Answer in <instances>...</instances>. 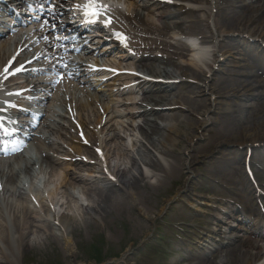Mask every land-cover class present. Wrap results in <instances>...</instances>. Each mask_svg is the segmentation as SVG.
I'll list each match as a JSON object with an SVG mask.
<instances>
[{
    "label": "rangeland",
    "instance_id": "1",
    "mask_svg": "<svg viewBox=\"0 0 264 264\" xmlns=\"http://www.w3.org/2000/svg\"><path fill=\"white\" fill-rule=\"evenodd\" d=\"M67 1H70L69 8L76 14L78 0ZM110 1L115 5L116 9L121 11L123 18V21L120 17L115 21L113 20L112 25L130 32V35L131 32H139L137 30L138 26L135 23L126 21L123 15L133 16L137 11H143L141 8L142 3L131 0ZM170 1L172 4L166 5H172L168 7L171 10H176V8L183 6L193 10V12L183 13V15L170 18L164 16L160 18L162 9L156 11L146 10L148 13V17L145 16L148 20L147 23L161 26L167 21L173 26V28L167 30L168 32L164 36V34H158L155 29H151L146 24L148 30L154 32L150 33L148 37L162 38L169 43H181L184 45H188V37H192L199 43L204 44L207 54L202 60L203 62L197 65L193 64L195 56H197L195 51L183 57L175 56L174 59L180 62L179 64L182 68L205 72L211 83L216 78L226 81L223 86L227 88L225 92L216 94L215 97L217 106L221 108V112L215 114L217 117L223 114L225 119H232L235 122V127L233 126L235 131L242 129L243 125L255 124L259 112L264 110V95L255 94L248 96V98L240 97L238 99L233 96L232 89L239 87L243 82L244 84H249L252 79L256 78V72L258 70L262 71L261 67L264 62H261L256 57L253 48L254 45H258V42H254L246 35L249 39L245 40L246 42L248 41V45L245 44V47L243 46L246 50L243 51L242 63H238L239 58H233L239 55H229L220 66L221 70H216L219 66L218 64L222 61L218 50L224 44L226 45L225 48L237 50L236 47L240 48L238 43L240 38L225 35L224 31H222L223 29H215L213 26V0L211 1L212 6L209 3H196L188 0ZM249 9L251 8H246V10ZM194 15L201 16L204 24H206V20L211 25V29L206 28L207 35L214 34L215 37H218L221 34V37L213 42L202 43L201 39L198 38L199 36H186L178 28L174 27V22L191 21L195 18ZM67 19V15L60 17L63 24H65L64 21ZM221 31L222 33H220ZM37 37L38 34L34 36V39L36 40ZM135 41L137 43V39L132 38L133 44ZM141 45L144 44L142 43ZM145 45L147 47V44ZM58 50L59 47L55 49L53 54ZM131 50L133 52L137 50L139 54L142 53V50L134 47ZM154 53L155 55H162L163 51L158 49ZM72 55L74 56V54ZM63 56L60 54L53 56L52 61H43V63L48 64L64 60L61 59ZM86 57L91 58L80 54L70 59L80 61ZM92 60H95V57ZM102 60L115 65L120 64L117 57L114 56L103 57L101 58ZM215 60L217 61L215 62ZM58 63L60 64L61 62L58 61ZM121 63L123 67H139V70L144 72L143 65L139 64L137 58L133 61ZM213 64L215 68L211 69ZM175 70L176 75L180 74L179 69ZM215 70L217 77L212 79V74ZM104 77H108V75L98 73V76H90L91 84L86 82L79 83L70 78H68L69 80L66 83L63 78L55 79L58 81L55 84L56 91L53 92L55 100L48 102L45 107L44 118L42 117L43 121L46 117L50 118L48 121L49 125L47 128L39 127L43 130L42 134L49 136H40L39 139H44V148L59 157L63 162H68L70 159L80 160L83 158L84 161L87 160V164L78 166L75 169L77 174L84 177L85 182L73 189L69 187L70 184L62 186V178L65 177L63 169H48L47 172H44L41 167L42 162L38 159L40 151L36 149V144L34 143L28 148L29 153L27 156L31 155L37 163L35 169L32 168L31 170V173L38 177L37 180L32 179V175L28 173V170H21L19 167H24L25 164H28L25 160L26 157L20 156V159L13 161V163H16L15 169L18 176H15L12 187L15 189L21 180H26V188L29 195L28 201L17 196L14 199L18 205L22 203L27 206L31 205L30 207L34 208L37 213L35 217L31 216L28 221L32 226L29 236L26 238L29 248L27 247L24 250L20 247L16 254L9 256V259L7 258L4 262H1V260L7 254H0V264H92L96 256L100 257L98 259L100 261L110 258L111 256L108 257L107 255L109 252L114 254L112 257H119L125 249H134L143 239H148L146 242L148 244L143 247L140 253L135 252V256L128 258L127 262L133 263L136 261L137 264H242L237 259L240 253L235 252L238 250L237 246H235L238 245L237 242L232 240L228 244V239L224 238L226 234L223 231L217 232L218 226L212 224L213 220L208 219L210 218L209 215L213 213L212 210L205 207L201 211L194 212L181 202L170 204L169 206L165 205V201H168L185 185L186 180L190 177L189 173L192 171L197 174L193 190H196L201 195L209 194L214 195L216 198H229L234 196L232 194H235L234 198L236 200L249 204L246 191L234 189L235 185L232 184L235 172L237 173L235 179L241 186V181H243L240 173L244 170V157L237 158L239 154L237 149L239 148L233 144H230L227 148L224 147L222 143L224 139L222 138L219 123L206 122L202 128L203 135L200 140L196 142L194 148L190 147L184 153L186 137L193 128L185 122L184 117L186 116L192 120L197 119L199 117V113L196 111L198 105H186L181 101L180 97L173 94L172 98L179 101L181 107L170 108V106H165L162 107V112H178L183 115H180L182 136L177 141L176 146L169 142L167 144L165 142V145H158L156 142L150 144L144 135L151 134L152 130L149 128V131L144 132L143 129L139 128V125L144 124V117L128 114L136 110L137 106L135 103H142L140 100L141 93L132 88L134 87L132 85L142 78L129 74H120L113 78H106L103 83L101 80ZM195 83L203 84L198 80ZM218 84L217 88L220 86V82ZM188 88L189 86L185 87L183 91L188 90ZM119 89L123 90V92H120ZM190 95L193 96V94ZM193 97L195 100L204 99L208 105H212V97L208 92H202L200 96ZM88 100L91 101L87 103ZM237 100L244 101L247 103L246 106L243 105L238 108L236 106ZM74 102L87 105L83 109L77 108V110L82 111L80 114L77 113V116L75 115L76 112L69 107L68 110L70 111H66V105L70 106ZM225 106L230 108L229 112L224 110L223 107ZM104 108H108L107 116L102 123H95L98 111ZM56 109L65 111L64 113H58ZM118 112H124L125 114L121 116L118 115ZM75 120L76 122L84 123L82 127L89 140V153L85 151V147L75 142L74 137L77 136ZM110 120L109 125L105 124L107 123L106 121ZM176 121L177 119L175 120V118L159 119L158 124L163 127L172 125ZM49 127L51 129H48ZM109 127L111 128L108 130ZM165 129L161 131V141L167 140ZM108 132L117 136L115 139L110 140L109 144H107L108 140L105 141ZM80 136L83 137V134L80 133ZM152 136L158 137V133L157 135L152 134ZM156 146L159 147L156 149ZM79 147L82 148V152L78 151ZM168 148L174 149V154L184 159V164L176 162L168 155L163 154ZM31 149L32 151H30ZM99 150L102 155H100ZM240 151L243 154L246 153L245 149H240ZM253 153L256 162H258V152L253 151ZM14 158L11 160H14ZM152 161L161 163L166 169H169L174 164L182 172L173 175L165 174L159 169H154L151 166ZM9 164L0 162V167ZM45 165L44 163L43 166ZM188 165L192 168H188ZM259 166L261 169L256 166H253V168H255L257 177L261 178L262 183H264V160L259 163ZM119 170L125 171L121 174L118 172ZM134 176L139 179V182L135 184L132 183V180H134L132 177ZM208 176H211L212 180ZM122 180H130L132 182L124 184ZM38 181H40L39 185L42 187L36 184ZM66 181L72 183L73 180L66 179ZM37 187L39 189L35 190ZM99 192L110 194L111 199L106 203H100L97 200ZM62 214L69 216L67 223H63ZM11 224L12 221L9 220L8 225ZM212 228L217 230L212 231ZM238 234L243 241L247 237L246 233ZM14 236L16 237V234ZM212 244H214V247H212ZM0 245L2 246L3 243L0 242ZM229 245L233 246L231 251H229ZM215 246L218 248L215 249ZM259 264H264V250Z\"/></svg>",
    "mask_w": 264,
    "mask_h": 264
},
{
    "label": "bare ground",
    "instance_id": "2",
    "mask_svg": "<svg viewBox=\"0 0 264 264\" xmlns=\"http://www.w3.org/2000/svg\"><path fill=\"white\" fill-rule=\"evenodd\" d=\"M135 2L142 3L141 8L144 11H137L134 13L133 16H126L123 15L124 19L126 21H130L132 23H135L138 26V29L140 35L138 38L143 41L145 44H147V47H140V50H142V53L137 57L138 62L142 64V68H144V72L146 74L151 75L154 78H169L170 82L167 84L162 83H155L150 82L147 80H142L140 83H138L137 88L142 92V100L145 102L144 104H140L138 108L139 115L144 117V124L139 126L140 129H143L144 132L149 131V128L152 130L151 134L144 135L147 141L150 144H154L156 142L158 145L162 144L165 145V142H169L170 144L176 146L177 141H179V138L182 136V129L180 127V115L183 116L181 113L178 112H162V107L170 106V108H176L177 106L181 107V104L179 101H176L172 98L173 95H176L177 97H180L181 101L186 105H198L197 112L199 113V117L195 120H192L188 117H184L185 122H187L188 125L193 127L191 129V132L186 137V146L184 148V153L188 151L190 147L194 148L196 142L200 140L202 137V128L205 125L206 122L216 123L220 125V131H222V138L224 139L222 143L223 146H229L230 144L236 145L238 148L245 147L249 151H252L253 148H256L257 145L264 146V115L263 111L259 112L257 116V122L255 124L249 123L246 125H243V128L235 131V122L228 118L225 119V115L222 114V116L217 117L215 115L217 112H221L220 106H217L216 101V94L225 92L227 89L226 87H223L226 81H221L220 79H217L216 70H221V65L223 64L224 60L228 58V56H236L233 58H239L242 56V50L237 48V50L225 48L226 45L224 44L222 48H220L219 56L222 61L218 64L219 66L216 68V70L212 74V79L216 78L214 82L211 83L209 81L208 75L200 70L195 69H187L182 68V66L179 64L180 62L176 61L174 58L177 57H183L184 55H188L191 51V48L189 45H184L181 43H169L165 39L162 38H149L148 35L150 33H154L152 31H149L146 24L151 27V29H155V32L158 34H164V36L167 34V30L173 28L172 24L165 21L161 26L155 25V24H149L147 23L146 17H148L147 11H156L159 9L161 10L160 18L162 16L164 17H173V16H180L183 15V13H191L193 10L187 9L185 7H178L173 10H171L170 6L172 5H166L169 4L167 2H164L162 0H131ZM190 2H196V3H209L212 6V0H188ZM214 4V19H213V26L215 29H223L225 35H231L236 36L238 39V43L240 45L246 44L248 45V41L245 40L251 39L258 36V39L264 38V0H213ZM166 6V7H165ZM247 7H250L251 9L246 10ZM204 8V7H202ZM62 10H65L64 8ZM147 10V11H146ZM66 11V10H65ZM263 12V13H262ZM146 16V17H145ZM194 19L191 21H179L174 22V27L178 28L184 35L186 36H199L198 38L201 39V42L207 43V42H213L217 40L219 37H221V34L218 35V37H215L213 35H207L206 34V28L208 27L211 29V25L209 22H207L205 19L206 24L202 22L201 19H203L199 15H194ZM77 25L75 26H81V21L76 20L75 21ZM186 22V23H185ZM59 25V24H58ZM72 27V28H73ZM7 29H9L8 26H6ZM3 30L0 32V36L3 34H6L9 32L8 30ZM144 30V31H143ZM222 31L220 33H222ZM249 36V38L247 36ZM12 38V35L8 36L6 40H3L0 42V52H3V48L10 43V40ZM244 39V40H243ZM146 41V42H145ZM257 43V42H256ZM161 50L163 51L162 55H155V50ZM245 49V48H244ZM8 51V49H6ZM235 51V53H233ZM5 52V51H4ZM107 54L108 52H103ZM244 55V54H243ZM32 56V55H31ZM198 60H194L193 64L197 65L200 62H203L201 57L197 54ZM29 58H24L26 61ZM217 60H215L216 62ZM242 60H238V63L240 64ZM22 62V61H21ZM3 64V63H2ZM33 65L32 63H29L27 66ZM21 66V63H19L15 67ZM25 66V67H27ZM74 75L79 78L81 81L82 79H85L88 77V72H86L83 65H75ZM215 68L214 64L211 66V69ZM175 69H179L180 74L176 75ZM44 69H40V71H43ZM38 71V72H40ZM45 71V70H44ZM178 71V70H177ZM29 73V72H27ZM90 73V72H89ZM165 73V75H164ZM19 75H16L13 77V80L15 81ZM201 81L203 84H196L195 81ZM220 82V86L217 88L218 83ZM259 83V85H258ZM258 83L255 87H253L254 83L243 85L242 89H237V87H234L232 89V94L236 95V97H248L253 94H255L252 91H258L260 93H264V79L258 80ZM189 86L188 90H184L185 87ZM37 87H41L44 89H47L48 86L44 85H37ZM217 88V89H216ZM209 93L212 97V107L207 104V102L202 99L195 100L193 96H200L201 93ZM173 94V95H172ZM190 94H193L190 95ZM86 104L79 103V108L85 107ZM243 105H246L243 103V101H236V106L238 108L242 107ZM75 107H77V103L74 104ZM183 107V106H182ZM225 111H228L230 108L223 107ZM50 112V111H49ZM58 112V111H57ZM104 115L108 114V108H105L102 110ZM229 112V111H228ZM232 112V111H231ZM59 113V112H58ZM101 113V112H100ZM120 114V113H118ZM233 114V112H232ZM98 116V115H97ZM224 116V118H223ZM51 117V116H49ZM166 118H175L177 121L174 124L163 126L158 124L159 119H166ZM236 119L235 117H233ZM50 118L47 117V119L43 123H49ZM105 124H110V121H106ZM96 123L100 124L99 120H96ZM158 124V125H157ZM35 125V124H34ZM33 124H31V129H28V136H33ZM114 126V125H112ZM111 126V127H112ZM234 126V127H233ZM109 127L108 130L111 128ZM51 128V127H50ZM167 128V129H165ZM165 129V136L167 140L161 141L160 137L162 135L161 131ZM158 137L152 136V134L157 135ZM119 135V134H118ZM116 135H111V132H108L106 135L105 141L108 140V143H110V140L115 139ZM34 138V136H33ZM37 139V138H34ZM49 140V139H48ZM10 144L9 146H20L17 142H13L12 139L9 140ZM96 142V140H95ZM94 143V142H92ZM96 144V143H95ZM154 147V146H153ZM159 146H156L157 149ZM165 147V146H163ZM15 147H11L13 149ZM37 148L40 150L42 162L48 163L50 167H54V165L60 163V159L56 156L51 155V153L44 150L41 144L37 145ZM167 148V147H166ZM164 148V149H166ZM163 149V150H164ZM174 149H167L163 154L168 155V157L172 158L176 162H180L184 164V159L181 157H178L173 152ZM20 157V156H17ZM28 164L26 166V170H28V173L32 175V179L36 178V175L34 173H31L32 166L34 162H31L27 160ZM83 161L75 160L73 163H69L64 169L66 172V178L73 180V183L75 185H80L85 182L84 178L77 174L75 172V169L77 166H82ZM151 166L154 169H159L163 171L165 174L173 175L175 173H181V170H178L176 168V165L172 164L169 169H166L161 163H157L155 161L151 162ZM188 168H192L188 165ZM119 170L118 172L123 174L125 170ZM118 173V174H119ZM142 175V174H141ZM190 177L187 179L185 185L177 192L176 196L178 197H184L187 196L188 193L192 190L194 180H195V174L192 172L189 173ZM15 176H18V173L15 169V163H10L9 165H4L0 167V242L3 243V245H0V254H7L5 258L1 260V262H4L9 259V256L14 255L17 253L18 249L21 247L24 250L28 246L26 238L29 236V232L32 229V226L28 221L31 219V216L35 217L34 208L30 207L31 205L27 206L24 203L21 205H18L15 201V197L17 196L20 199L28 201V193L25 188V183L20 181L16 185V188L14 189L12 187V184L14 183ZM134 180H125L122 182L124 184H130L139 182V179H136L135 176L132 177ZM66 180V179H65ZM64 180L63 184H68ZM75 185L70 186V188H74ZM194 197V196H193ZM188 198V202L191 206H194L197 210L199 208H202L203 206H209L213 207L215 203L219 200L216 198H213L212 196H205V197H194V198ZM111 199L110 194H102L98 193L97 200L100 201V203L104 202L106 203ZM168 203V202H167ZM93 210L92 208H90ZM63 223H67V219L69 220V216L66 214L61 215ZM35 219V218H34ZM71 219V218H70ZM9 220L12 221L11 225H8ZM60 219V221L62 222ZM62 225V224H61ZM51 228L52 225L50 224ZM50 228V230H51ZM246 229H248L251 233L249 235L253 236L245 238L243 241L242 238H237V235L235 237V241L237 242L238 250L235 251L237 253H240V255L237 257L239 261L242 262V264H253L254 261L258 260L262 257L263 254V248H264V229H255L251 228V226H247ZM26 230V231H25ZM16 234V237L14 236ZM233 238L232 236H229V239ZM233 240V239H231ZM230 240V241H231ZM229 244V243H228ZM233 246L229 245V251H231Z\"/></svg>",
    "mask_w": 264,
    "mask_h": 264
},
{
    "label": "snow or ice",
    "instance_id": "3",
    "mask_svg": "<svg viewBox=\"0 0 264 264\" xmlns=\"http://www.w3.org/2000/svg\"><path fill=\"white\" fill-rule=\"evenodd\" d=\"M88 8L87 11V15L89 17H95L96 19H99V17L106 11H109V9H106L102 4L97 3V0H90V3L86 6ZM90 22L95 23L96 20H92ZM112 20L109 18L106 23H105V27H108L112 24ZM119 38L121 39V41L123 42L124 46L127 47V37L123 36L122 34H118ZM9 67H11V64L9 65ZM8 69H5V72H7ZM24 71V68H18L16 69V72H22ZM13 75H15V73H12ZM58 82V81H57ZM16 95H22L21 93H17ZM11 107H15V105H11ZM0 111H3V109H0ZM0 130H2L4 132L5 135H9L10 133H8L7 129L4 128L3 125V119L0 118ZM86 142V141H85Z\"/></svg>",
    "mask_w": 264,
    "mask_h": 264
},
{
    "label": "trees",
    "instance_id": "4",
    "mask_svg": "<svg viewBox=\"0 0 264 264\" xmlns=\"http://www.w3.org/2000/svg\"><path fill=\"white\" fill-rule=\"evenodd\" d=\"M95 259H100V257L99 256H96V257H94Z\"/></svg>",
    "mask_w": 264,
    "mask_h": 264
}]
</instances>
